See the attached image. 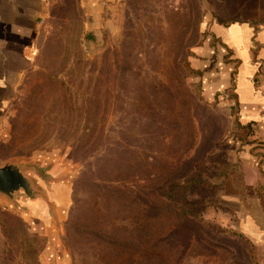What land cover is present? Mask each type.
I'll use <instances>...</instances> for the list:
<instances>
[{
  "label": "rangeland",
  "instance_id": "rangeland-1",
  "mask_svg": "<svg viewBox=\"0 0 264 264\" xmlns=\"http://www.w3.org/2000/svg\"><path fill=\"white\" fill-rule=\"evenodd\" d=\"M207 12L206 0H113L89 32L78 0L53 2L0 133V167L21 164L45 198L0 196V264H259L207 214L235 128L192 67ZM173 181L205 207L185 224L159 199Z\"/></svg>",
  "mask_w": 264,
  "mask_h": 264
},
{
  "label": "crops",
  "instance_id": "crops-1",
  "mask_svg": "<svg viewBox=\"0 0 264 264\" xmlns=\"http://www.w3.org/2000/svg\"><path fill=\"white\" fill-rule=\"evenodd\" d=\"M55 1L0 0V133ZM206 1L208 32L192 67L206 100L226 104L235 124L226 150L231 169L207 214L252 242L264 264V0ZM112 2L78 0L86 31L102 29Z\"/></svg>",
  "mask_w": 264,
  "mask_h": 264
},
{
  "label": "water",
  "instance_id": "water-1",
  "mask_svg": "<svg viewBox=\"0 0 264 264\" xmlns=\"http://www.w3.org/2000/svg\"><path fill=\"white\" fill-rule=\"evenodd\" d=\"M21 192L26 200L45 198L33 180L23 171L18 162L7 163L0 167V196L7 199L14 206L20 207Z\"/></svg>",
  "mask_w": 264,
  "mask_h": 264
},
{
  "label": "trees",
  "instance_id": "trees-1",
  "mask_svg": "<svg viewBox=\"0 0 264 264\" xmlns=\"http://www.w3.org/2000/svg\"><path fill=\"white\" fill-rule=\"evenodd\" d=\"M224 164L227 165V170L226 172L222 174L223 179L227 175L228 171L231 169V167L230 169H228L229 162L228 164L227 162H225ZM194 179L196 180V185H197L196 189H199V187H204L205 185L208 184L207 181L202 178L195 177ZM192 183H195V181L193 180ZM220 187L221 185H219L217 188H220ZM186 191H187V185L181 184L178 181H173L168 185V188L165 191L161 192V194L159 195V199L161 200L160 202L164 204V206L170 205L169 202L177 206L175 209V214L177 215L179 221H181V224H185L188 221L187 219L188 215H186L187 211L189 214L193 216L195 215L198 216L199 211L205 208L203 206L199 210L198 204H192L191 202H189V200L186 197ZM217 195L218 194L214 196L213 200L209 204V207L215 204L216 202L215 197H217ZM209 207H206V208H209ZM195 209H197L196 213L194 212Z\"/></svg>",
  "mask_w": 264,
  "mask_h": 264
}]
</instances>
